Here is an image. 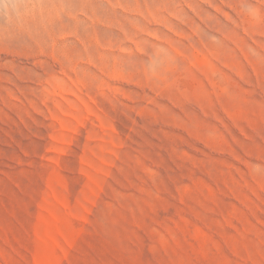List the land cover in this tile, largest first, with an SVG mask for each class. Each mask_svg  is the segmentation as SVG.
Masks as SVG:
<instances>
[{
    "label": "rangeland",
    "instance_id": "374dc122",
    "mask_svg": "<svg viewBox=\"0 0 264 264\" xmlns=\"http://www.w3.org/2000/svg\"><path fill=\"white\" fill-rule=\"evenodd\" d=\"M0 264H264V0H0Z\"/></svg>",
    "mask_w": 264,
    "mask_h": 264
}]
</instances>
